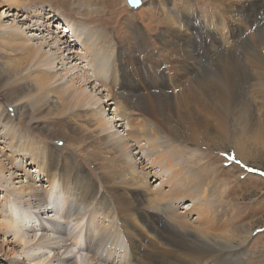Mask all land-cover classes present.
Returning a JSON list of instances; mask_svg holds the SVG:
<instances>
[{
	"label": "bare ground",
	"instance_id": "6f19581e",
	"mask_svg": "<svg viewBox=\"0 0 264 264\" xmlns=\"http://www.w3.org/2000/svg\"><path fill=\"white\" fill-rule=\"evenodd\" d=\"M31 1L1 0V5L8 10L22 11L26 5L34 3ZM209 6L215 7L218 14H210L208 19L203 17L201 12H194L195 9L189 10L188 13L184 9H178V14L184 15L182 18L188 24L190 31L189 34L186 33L188 38L183 36L180 37L181 39L176 38L182 50L179 54L181 59L178 61H182H175L171 65V70H166L168 78L178 81L182 77L181 72L186 69L187 62L194 60L196 55L189 49L191 39L195 40L193 36L203 39L210 46L216 45L217 42L214 43V40L217 39L225 41L230 38L235 39L236 47L243 44L240 47L241 53L251 56V59L249 56L246 57V61L250 60L247 68H244L246 62L243 60L244 63L241 65L240 61L233 59L228 65L224 63L223 58H220V51L228 50V45L223 49L224 43H221L215 51L218 60L214 75L205 76L206 78L198 79L193 84H190V81L184 82L182 90L186 96H190L194 102L216 117V125L223 132H227L229 125L232 124V126L239 125L238 127L244 125L248 131H252L250 133H256L257 130L253 131L256 124L253 108L246 107L247 111L241 118L244 110L241 108L237 85L241 81L245 83V76L252 75L256 79L254 84L257 86L256 92L261 93L262 106H264V0H209L206 8ZM83 11L85 18L90 22L98 20L96 17L92 20L95 11L94 14L84 8ZM259 13L260 18L257 20ZM27 15L37 19L30 25L36 32L40 31L38 34L40 39L35 46H32L30 38L21 32L9 30L10 28L7 31L0 30V91L6 105L10 107L11 112L28 110L37 120L41 118L42 120L39 121H50L54 126L61 125L63 120L67 121L68 125L71 124L72 131L65 133L56 127L50 131L54 141L58 143L64 141L68 147L79 152L88 151V157L99 164L97 167H101L103 175L97 183H92L85 180V174L79 172L78 168L74 169L72 165H65L66 169L61 164L54 166L55 161L49 157L53 148L49 150L48 146L38 147L30 136H19L10 129L8 132L11 135V146L7 155L10 157L8 162L24 170L26 179L24 183L14 182L12 172L0 162V191L5 197L0 209L2 212H8L9 219L6 224L23 248L19 254V257L23 255L21 260L10 257L11 263L25 264L26 261L31 264H118L113 257L120 243V236H124L127 245L125 250L128 249L122 264H230L232 257L235 256L237 259V240L234 238L243 241L250 231L244 227L245 234L237 236V227H233L236 204L233 205L225 200L223 202L222 193L218 195L216 190H210L209 184L216 182L214 175L204 167L209 164H206L202 154L199 152L197 156L193 154L195 150L190 143L192 134L198 132L199 126L186 124L185 138L177 133L176 125L172 126L168 114L172 101L169 95L164 94L167 99H164L162 104L153 99L155 102L150 101L151 104L144 105L146 108L144 109L142 100L129 92L127 83L131 87L134 83L126 81L127 62L119 56L118 49L114 47L110 36L103 29H96L94 25L89 28L80 43L91 64L94 80L106 90L107 102L113 106V111L120 113L123 119H126L127 135L137 142L141 139L147 141L146 151L151 156V165L172 169L154 192V200L162 205L159 207L158 204H151L147 192L144 191V188L148 190V177L152 175L150 171L138 172L132 163L124 166L126 171L123 170V166L120 169L118 164H111L112 151L119 157L127 155L126 142L115 133H106L105 123L99 120L102 116L99 110L83 109V97L86 98V95L80 92L67 93L62 86L51 83L57 74L55 70L49 69L51 67L49 65L55 63L56 68L65 69L62 65L64 60L78 59L76 58L78 54H72L70 43L75 37L67 38V33L72 34L75 25L72 28L67 22V25L62 26L64 29L60 28L59 31L62 22L54 20L55 14L49 12L43 14L40 10L29 12ZM0 21H2L1 16ZM176 42L172 41L168 45H175ZM196 50L197 48L194 52L197 53ZM65 51L68 56L63 58L62 54ZM172 55L178 56V53ZM147 60L152 62L149 57ZM247 69L250 70L248 75H245ZM69 72L70 70L65 72V75ZM161 77L157 80L162 83L161 87L165 88L166 83ZM87 81L89 82L88 77L85 76L83 82ZM175 86L179 84L175 83ZM180 97L178 98L180 101L186 98ZM1 109L3 108L0 107V112ZM74 131L92 138L101 132L105 133L97 140L96 145H87L78 149L75 144L69 143L72 142ZM87 142L92 144L90 139ZM21 151L39 160L37 164L47 183L42 195L34 185L39 179L32 181L33 183L30 182L31 179L27 180L29 176L27 172L25 174L24 165L17 162ZM193 156L201 166L198 172L193 171L195 170ZM88 157L86 155V158ZM107 178L110 180L108 181ZM116 179L123 182L122 185L140 192L141 196L135 197L133 206L122 201L120 192H111V185L116 183L111 181ZM220 186L222 192H227L225 182ZM189 198L192 203L186 208L187 210L177 212V204ZM127 213H135L139 219L151 218L157 222L158 226L153 236L155 235L160 243L163 242L161 245H165L166 252H168L166 247L172 246L175 249L172 250L174 255L171 262H168L163 253H156L158 248L155 252L154 249H146L137 231L124 229ZM96 215L101 217V220L98 219L101 222H95ZM192 216L194 218H191ZM146 224L149 230L150 221L148 220Z\"/></svg>",
	"mask_w": 264,
	"mask_h": 264
},
{
	"label": "rangeland",
	"instance_id": "374dc122",
	"mask_svg": "<svg viewBox=\"0 0 264 264\" xmlns=\"http://www.w3.org/2000/svg\"><path fill=\"white\" fill-rule=\"evenodd\" d=\"M31 2L34 3H32V5H26L22 11H17L15 9H6L1 5L0 0V16L2 19V21H0V30L7 31L8 28H10L9 30L21 32L24 36L30 38V44L32 43L31 45L35 46L40 39L38 35L40 31L36 32L31 28L30 25L32 24V21L37 19L31 18L32 16L27 15V13L41 10L43 14L47 12L55 14L54 20L62 22V25L59 26V31L60 28L64 29L62 26L67 25V22L71 24L72 28L75 25V28H73L74 31H72L73 36H71L72 34L67 33V31L65 32L68 35V39L75 37V40L72 38L70 43L72 44V54H78L76 57L78 59L64 60L62 65L65 69L56 68L55 63L49 65V67H51L48 68L55 70L57 74L51 83L62 86L63 89H66L67 93L80 92L86 95V98L83 97V109L88 108L99 110L102 115L99 120H101V123H105L107 127L106 133H115L116 136H119L126 142V147L128 149H126L127 155H124V157L121 155L119 157L116 156V152L112 151L113 156H111V158L113 159L111 160V164H118V168L120 169L123 166L122 168L125 170L124 166L126 164L131 165L132 163L133 167L138 172L149 170L152 175L148 177V190L144 188V191L147 192L148 201L151 202V204H158V202L156 203L154 200V192L160 187L161 180L169 175L172 169L157 167V165H154V167L151 165V156H149V153L146 151L148 150L147 141L141 139L137 142L127 135L128 126L126 119H123L120 113L117 112L121 116L113 111V106L107 102L108 97L106 90L99 86V83L94 80L92 70L90 69L91 64L85 56L84 49H82V43H80V40L88 32L89 28L93 27V25L96 29H103L107 32L114 43V47L118 49L119 56L127 62L128 79H126V81L134 83L133 87L127 83V87L130 94L132 93V95L137 96V98L142 100V106L144 109H146L144 105L149 106L151 104L150 101L153 99H155V101H160L162 104V101L167 99L165 95H169L172 101L168 114H170L169 117L172 126L176 125L178 130L177 133L185 138L187 137L186 124L199 126L198 132L192 134V140L190 143L192 144L191 147L195 150L193 154L197 156L201 153L206 164H209V166L204 167L214 175L216 182L215 184H209L210 190H216L218 195H221L222 193L223 202L225 200L233 205L234 203L236 204L237 211L233 227H237V236L245 234L244 227H247L250 231L248 237L243 241L238 240L237 237L234 238V240H237L236 248L238 257L237 259H235V256L232 257L233 261L231 260L230 264H262V262H264V106H262L261 93L256 92L257 86L254 85L256 79L253 78L252 75L245 76V83L241 81L237 85L241 108L244 110L241 114V118L245 115L248 108H253L252 113L255 115L256 119L253 131L257 130L258 132L256 131V133H250L252 131H248L244 125L238 127L239 125L232 126V124L229 125L227 132H223V130L216 125V117L211 115V112L206 111L201 105L200 107L199 104L190 98V96H186V93L182 90V84H184V82L190 81V84H193L194 81L198 79L214 75L218 60V55L215 51H217L220 47L218 45L221 43H224L223 49L228 45V50L220 51V58H223L224 60L222 59V61L227 65L233 60L240 61V65L245 61L244 68H247L251 56H245V54L241 53L242 50L240 47L243 46V44L236 47L235 43L237 41L235 39L230 38L226 41L217 39L214 40V43L217 42V44L214 46L211 44L210 46V44L204 42L203 39L193 36L195 40L191 39V47H189V49H191V51H193L192 53H195L194 55H196L194 60L188 61L189 63L187 62L186 69L181 72L182 77L179 78L178 81H175L174 79L169 80L167 74V72L171 70V65L175 61H182H178L181 59L179 54L182 53V50L180 43L176 42V38L181 39L180 37L182 36L186 38L189 37L187 34H189L190 29L184 18H182L184 15L178 14V9H184L187 11L186 13L191 9H195L194 12H201L202 16L207 19L210 17V14L217 15V9L210 6L206 8V3L209 2V0H139L137 5L130 4L129 0H32ZM83 8L93 14L95 11L92 20H95L96 18L98 20L90 22L86 19ZM259 18L260 13L257 15V20ZM36 22L38 23L39 21ZM58 22H56V24H58ZM57 33L59 32L57 31ZM172 41H175L176 44L171 46L168 45ZM84 44L86 45V43ZM173 47L176 49L174 48V50ZM196 48L198 54L194 52ZM175 53H178V56L172 55ZM66 56L68 55L65 51L62 54V57L64 58ZM248 56L249 59L246 61V57ZM148 57L152 59V62L147 60ZM175 57L176 59H174ZM226 59H229L230 62ZM147 66H155L156 68H144ZM157 67L159 68L157 69ZM68 70H70V72L65 75V72ZM248 70L250 69L245 71V75H248ZM239 71L242 72V70ZM84 75L88 77L89 82H83V79L85 78ZM158 77H161L163 81H165V88L161 87L162 83L158 82ZM175 83L179 84V86H175ZM179 97H186L187 100L185 98L184 101H180L178 100ZM182 102H184L185 105ZM0 103V107L3 108L1 109L2 112H0V162L12 172L14 182L18 181L24 183L26 179L24 177V170H20L17 166L8 162V158L10 157L7 155L10 153L9 149L11 146V135L8 132L10 129L19 136H30V139L35 142L38 147L48 146L49 150L53 148L49 157L55 161L54 166L57 164H61L63 167L65 165H72L74 169L78 168L79 172L83 175L85 174V180H89L92 183H97L99 178L102 177L103 170L100 169L101 167H97L99 164L90 160L91 157H88V151L85 153L79 152L74 148L68 147L64 141L60 140L61 142L59 143L58 141H54V136L50 134V131L56 129V127L59 131L63 130L65 133L72 131L70 130L71 124L68 125L67 121L65 122L63 120L62 123H60L61 125L54 126L53 124H50V121H39L42 120L41 118L37 120L33 114L28 112V110L16 113L11 112L10 107L6 105L1 91ZM186 104L188 107H186ZM155 105L157 104L155 103ZM104 133L105 132H101L92 138L88 137L86 134L83 136L74 131L72 142L69 143L75 144L78 149L87 145H96L97 140L100 139V137H103ZM67 138L68 135L66 136V140ZM89 139L92 144L88 142L86 143ZM55 145L58 147L57 149L55 148ZM24 153L25 152L23 151L20 152L21 155H19V161L17 160V162L22 163L20 165H24L26 169L25 174L27 172L29 176L27 180L29 179L30 181L31 179L30 182L33 183L32 181L39 179V181H35L34 185H36V189L40 192V195H42L47 187V183L43 172L37 164L39 160L32 158L29 153ZM86 155L89 159L86 158ZM193 160V169H195L193 171H199L201 166H199L198 160H195L194 156ZM64 169L66 168L64 167ZM109 180L110 179H108V181ZM117 180L118 179L111 181L116 182L113 183L114 185H111V192H120L123 197L122 201L133 206L135 197L139 198L141 196L140 192L133 190L132 187L122 185L123 182ZM224 182L227 185L225 187V191L227 192H222V187L220 186ZM4 201V194L0 191V207ZM191 203L192 200L190 198L182 200L177 204L176 211L185 212V210H187L186 208L189 207ZM160 205L162 204L160 203ZM98 217L99 216L96 215L95 222L101 220V217ZM61 218H63V216H61ZM191 218H194V216ZM8 219V212H2L0 209V264H12L10 257L19 258V260L23 257L22 254L19 257L23 248L21 244L15 240L12 231L9 230L8 224H6ZM148 220L151 225L149 230L146 224L148 223ZM124 222V229L138 232V237L140 236L139 238L141 240L143 239V242L141 243L146 249H154L153 252H155V249L158 248L156 253H163V256L167 258L168 262L173 260L172 256L174 255V252L172 250L175 249L172 246H169L166 247V249H168V252H166L165 245H161L163 242L161 241L160 243L157 241L155 235L153 236V232H155L156 226H158L157 222H154L151 218L139 219L135 213H127ZM160 229L161 228H159V230ZM122 237L120 236V243L117 245L113 257L114 261L118 264H122L124 261V254H128V249L125 250L127 245L125 244L124 236ZM145 243H149L150 245L148 246ZM25 264L31 263L25 261Z\"/></svg>",
	"mask_w": 264,
	"mask_h": 264
},
{
	"label": "snow or ice",
	"instance_id": "6c2138e0",
	"mask_svg": "<svg viewBox=\"0 0 264 264\" xmlns=\"http://www.w3.org/2000/svg\"><path fill=\"white\" fill-rule=\"evenodd\" d=\"M129 3L132 5H137L139 3V0H129Z\"/></svg>",
	"mask_w": 264,
	"mask_h": 264
}]
</instances>
